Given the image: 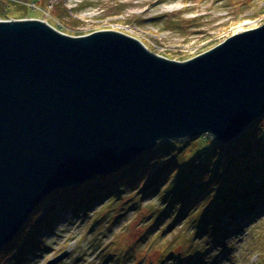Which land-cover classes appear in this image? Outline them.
I'll return each mask as SVG.
<instances>
[{"label":"water","instance_id":"obj_1","mask_svg":"<svg viewBox=\"0 0 264 264\" xmlns=\"http://www.w3.org/2000/svg\"><path fill=\"white\" fill-rule=\"evenodd\" d=\"M262 114L264 24L176 61L115 30L75 37L39 19L0 21V248L57 189L161 141H231Z\"/></svg>","mask_w":264,"mask_h":264},{"label":"rangeland","instance_id":"obj_2","mask_svg":"<svg viewBox=\"0 0 264 264\" xmlns=\"http://www.w3.org/2000/svg\"><path fill=\"white\" fill-rule=\"evenodd\" d=\"M25 19L75 37L115 30L184 61L262 26L264 0H0V21ZM143 193L124 188L117 200L85 214L63 212L43 234V248L22 264H46L64 251L58 264H264V200L248 215L222 213L202 229L191 218L206 203L181 221L161 219L160 192Z\"/></svg>","mask_w":264,"mask_h":264},{"label":"trees","instance_id":"obj_3","mask_svg":"<svg viewBox=\"0 0 264 264\" xmlns=\"http://www.w3.org/2000/svg\"><path fill=\"white\" fill-rule=\"evenodd\" d=\"M124 188L160 192L165 203L161 219L170 215L181 221L206 203L203 212L191 218L194 224L200 220L195 225L202 229L208 223L215 225L219 214L244 216L258 210L264 200V114L231 141L220 142L210 135L161 141L117 171L57 189L0 248V264H22L43 248V234L57 225L63 212L85 214L117 200ZM215 230L221 238L222 230Z\"/></svg>","mask_w":264,"mask_h":264}]
</instances>
